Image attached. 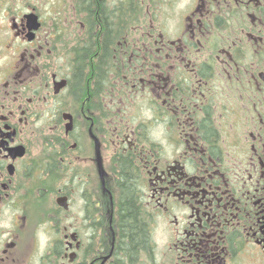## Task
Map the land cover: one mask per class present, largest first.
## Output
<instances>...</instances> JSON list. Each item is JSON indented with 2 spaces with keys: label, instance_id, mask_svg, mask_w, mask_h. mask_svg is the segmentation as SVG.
Listing matches in <instances>:
<instances>
[{
  "label": "flooded vegetation",
  "instance_id": "flooded-vegetation-1",
  "mask_svg": "<svg viewBox=\"0 0 264 264\" xmlns=\"http://www.w3.org/2000/svg\"><path fill=\"white\" fill-rule=\"evenodd\" d=\"M5 10L0 264H116L123 176L134 264H264V0Z\"/></svg>",
  "mask_w": 264,
  "mask_h": 264
},
{
  "label": "trees",
  "instance_id": "trees-1",
  "mask_svg": "<svg viewBox=\"0 0 264 264\" xmlns=\"http://www.w3.org/2000/svg\"><path fill=\"white\" fill-rule=\"evenodd\" d=\"M79 5V4H78ZM116 264H134L148 248V235L131 193L129 180L122 177L116 205ZM106 249L109 245L106 242Z\"/></svg>",
  "mask_w": 264,
  "mask_h": 264
},
{
  "label": "rangeland",
  "instance_id": "rangeland-1",
  "mask_svg": "<svg viewBox=\"0 0 264 264\" xmlns=\"http://www.w3.org/2000/svg\"><path fill=\"white\" fill-rule=\"evenodd\" d=\"M65 6L66 0H0V20L5 9V12L9 11V14L14 15L36 8L41 14L49 16L52 13H66V10L63 11Z\"/></svg>",
  "mask_w": 264,
  "mask_h": 264
},
{
  "label": "water",
  "instance_id": "water-1",
  "mask_svg": "<svg viewBox=\"0 0 264 264\" xmlns=\"http://www.w3.org/2000/svg\"><path fill=\"white\" fill-rule=\"evenodd\" d=\"M25 18L27 19L29 23V29L31 32L37 30L38 24H37V16L34 13H29L25 15Z\"/></svg>",
  "mask_w": 264,
  "mask_h": 264
}]
</instances>
